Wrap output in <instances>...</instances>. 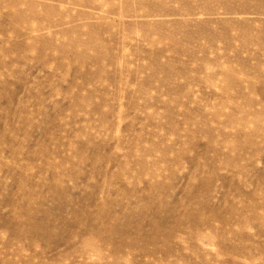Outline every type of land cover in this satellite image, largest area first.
Here are the masks:
<instances>
[{
  "label": "rangeland",
  "instance_id": "obj_1",
  "mask_svg": "<svg viewBox=\"0 0 264 264\" xmlns=\"http://www.w3.org/2000/svg\"><path fill=\"white\" fill-rule=\"evenodd\" d=\"M0 264H264V0H0Z\"/></svg>",
  "mask_w": 264,
  "mask_h": 264
}]
</instances>
